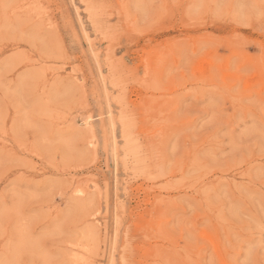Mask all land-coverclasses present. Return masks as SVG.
<instances>
[{
	"label": "rangeland",
	"instance_id": "rangeland-1",
	"mask_svg": "<svg viewBox=\"0 0 264 264\" xmlns=\"http://www.w3.org/2000/svg\"><path fill=\"white\" fill-rule=\"evenodd\" d=\"M221 263L264 264V0H0V264Z\"/></svg>",
	"mask_w": 264,
	"mask_h": 264
},
{
	"label": "bare ground",
	"instance_id": "bare-ground-1",
	"mask_svg": "<svg viewBox=\"0 0 264 264\" xmlns=\"http://www.w3.org/2000/svg\"><path fill=\"white\" fill-rule=\"evenodd\" d=\"M189 199V198H188ZM190 200V199H189ZM174 209V208H173ZM161 213V212H160ZM157 220V219H156ZM188 232V231H187ZM152 233V232H151ZM226 253V252H225ZM224 254V253H223ZM221 264H224V263H221ZM226 264V263H225Z\"/></svg>",
	"mask_w": 264,
	"mask_h": 264
}]
</instances>
